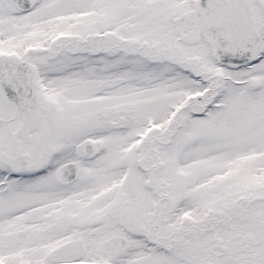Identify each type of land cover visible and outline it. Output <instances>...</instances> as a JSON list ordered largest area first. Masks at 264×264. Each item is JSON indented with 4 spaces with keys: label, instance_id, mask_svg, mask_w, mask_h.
<instances>
[{
    "label": "snow or ice",
    "instance_id": "snow-or-ice-1",
    "mask_svg": "<svg viewBox=\"0 0 264 264\" xmlns=\"http://www.w3.org/2000/svg\"><path fill=\"white\" fill-rule=\"evenodd\" d=\"M0 264H264V0H0Z\"/></svg>",
    "mask_w": 264,
    "mask_h": 264
}]
</instances>
